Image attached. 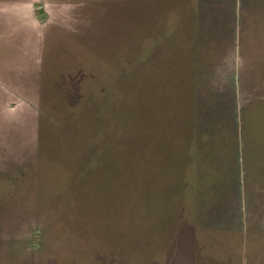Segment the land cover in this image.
I'll use <instances>...</instances> for the list:
<instances>
[{"label":"rangeland","instance_id":"obj_1","mask_svg":"<svg viewBox=\"0 0 264 264\" xmlns=\"http://www.w3.org/2000/svg\"><path fill=\"white\" fill-rule=\"evenodd\" d=\"M0 264H264V0H0Z\"/></svg>","mask_w":264,"mask_h":264},{"label":"flooded vegetation","instance_id":"obj_2","mask_svg":"<svg viewBox=\"0 0 264 264\" xmlns=\"http://www.w3.org/2000/svg\"><path fill=\"white\" fill-rule=\"evenodd\" d=\"M259 159V158H258Z\"/></svg>","mask_w":264,"mask_h":264}]
</instances>
